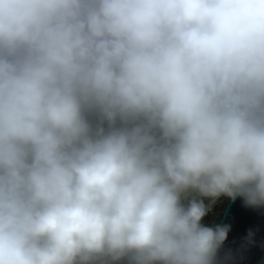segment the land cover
<instances>
[{
    "label": "clouds",
    "instance_id": "9594fccd",
    "mask_svg": "<svg viewBox=\"0 0 264 264\" xmlns=\"http://www.w3.org/2000/svg\"><path fill=\"white\" fill-rule=\"evenodd\" d=\"M221 196L264 205V0H0V264H216Z\"/></svg>",
    "mask_w": 264,
    "mask_h": 264
},
{
    "label": "water",
    "instance_id": "95a60500",
    "mask_svg": "<svg viewBox=\"0 0 264 264\" xmlns=\"http://www.w3.org/2000/svg\"><path fill=\"white\" fill-rule=\"evenodd\" d=\"M216 225L229 226L216 264H264V205L252 207L243 197L228 198Z\"/></svg>",
    "mask_w": 264,
    "mask_h": 264
},
{
    "label": "rangeland",
    "instance_id": "374dc122",
    "mask_svg": "<svg viewBox=\"0 0 264 264\" xmlns=\"http://www.w3.org/2000/svg\"><path fill=\"white\" fill-rule=\"evenodd\" d=\"M229 197L221 196L215 201L205 199V204L210 206L208 214L203 218L202 223L206 226H216L221 211Z\"/></svg>",
    "mask_w": 264,
    "mask_h": 264
}]
</instances>
